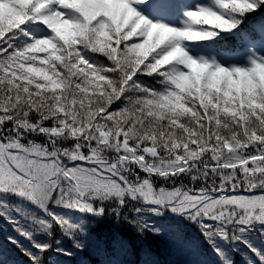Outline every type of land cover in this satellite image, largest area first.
Here are the masks:
<instances>
[{
	"label": "snow or ice",
	"instance_id": "1",
	"mask_svg": "<svg viewBox=\"0 0 264 264\" xmlns=\"http://www.w3.org/2000/svg\"><path fill=\"white\" fill-rule=\"evenodd\" d=\"M105 218L264 264V0H0V264H124Z\"/></svg>",
	"mask_w": 264,
	"mask_h": 264
},
{
	"label": "trees",
	"instance_id": "2",
	"mask_svg": "<svg viewBox=\"0 0 264 264\" xmlns=\"http://www.w3.org/2000/svg\"><path fill=\"white\" fill-rule=\"evenodd\" d=\"M244 27H248L247 23ZM233 40V38H230ZM92 231L99 237L105 238L109 242V251L111 252V240L115 235H119L126 241H128L133 249V255L131 257H120L124 261V264H141L144 259L143 249L145 247L151 249L153 256L152 259L157 261V264H169L171 259L176 260L179 264H183L188 258L185 256L177 255L170 257L168 246L156 237H149L142 244L138 242V238L135 232L126 224H117L114 220L103 219L99 221ZM1 239H3V233H0ZM16 258L20 261L25 260L22 254L17 253ZM113 256L107 257L95 255L92 253L82 254L77 257V261H85L86 264H104L106 260L112 259Z\"/></svg>",
	"mask_w": 264,
	"mask_h": 264
},
{
	"label": "rangeland",
	"instance_id": "3",
	"mask_svg": "<svg viewBox=\"0 0 264 264\" xmlns=\"http://www.w3.org/2000/svg\"><path fill=\"white\" fill-rule=\"evenodd\" d=\"M0 239H1V237H0Z\"/></svg>",
	"mask_w": 264,
	"mask_h": 264
}]
</instances>
